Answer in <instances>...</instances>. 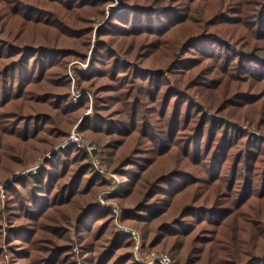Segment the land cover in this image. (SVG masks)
Segmentation results:
<instances>
[{
	"label": "trees",
	"instance_id": "16d2710c",
	"mask_svg": "<svg viewBox=\"0 0 264 264\" xmlns=\"http://www.w3.org/2000/svg\"><path fill=\"white\" fill-rule=\"evenodd\" d=\"M122 1L123 9L106 14L112 0H0V264H77L76 245L91 253L85 261L80 254L82 264H139L134 240L110 232L114 217L96 225L100 211L112 216L110 208L66 207L99 184L85 148H58L36 172L26 171L68 138L90 104L105 101L124 104L128 117L115 121L96 110L76 131L92 137V128L107 129L121 147L135 142L132 153L141 158L133 184L148 181L147 200L125 208L122 220L140 212L148 224L138 226L143 248L168 252L172 264H264L250 253L264 244V135L256 133L264 125V0ZM56 5L77 9L76 26L83 23L87 37L57 20ZM96 20L90 73L77 67L69 75L70 55L86 52ZM54 26L68 36L64 46L58 35L48 37L64 53L61 70L44 60L49 50L31 55L32 41L13 53L25 33ZM100 31L117 32L126 48ZM74 38L83 50L71 46ZM104 72L113 86L92 87L91 75ZM72 88L80 92L76 101ZM115 141L109 137L105 148Z\"/></svg>",
	"mask_w": 264,
	"mask_h": 264
},
{
	"label": "rangeland",
	"instance_id": "374dc122",
	"mask_svg": "<svg viewBox=\"0 0 264 264\" xmlns=\"http://www.w3.org/2000/svg\"><path fill=\"white\" fill-rule=\"evenodd\" d=\"M51 7H53V8L56 7L54 9L55 11L53 10L52 13L54 14V16H56L57 20L60 23H62V22L66 23L67 22L70 25L69 29H72V31L75 32V35L77 37H82V36L84 38H85V36L87 37V35H86L87 32L84 33L85 30H86V27L83 25V23L79 22V25L76 26L77 22L75 21V18H76L75 15H76L77 9L76 10L65 11V10H61L63 8H61L59 5H56L55 7L54 6H51ZM90 7L92 8V5ZM123 8H124V3H123L122 0H112V3L106 4V6L104 8V12L106 14H108L110 10H113V9L120 10V9H123ZM58 12H61V15H62V13L63 14H69V17L62 15L63 16V18H62L59 15H56ZM105 19H106V17H104V19H102V20L104 21ZM72 20H74V23L73 24L69 23ZM102 20H101V22H102ZM98 21L99 20H96V21L93 22V24L91 23L92 24V28L90 27L91 28L90 43H89V46H86L85 47L86 49H84L86 52H83V51H72V54L70 55V58H69L70 59V63L68 65V69H67L68 72H69V75L74 76V71H75V69L77 67H79L85 74L90 73L89 66H91V63H92V48H93L92 42H93V40H96V28L99 26L98 25V23H99ZM89 23H90V21H89ZM71 25H73V26L71 27ZM66 33H67V30L64 29V28H60L59 26L58 27L54 26L52 28H48V29H45V30L42 29V28L41 29H36V30H34L33 33H25V35H23V36H21L19 38V40L21 42L19 44L16 43L18 45L12 47L13 48V53L17 52V49L23 48V45H25V42L32 41V42L29 43L30 44L29 48L31 50H33V52L29 51V53H31V55H36L37 50L41 49V48H44V49H42L44 51L45 50H49L51 53H47L49 57L44 59V60L46 62L48 61L47 63L51 66V70L52 71H59V70H61V68H62V66H63V64L65 62V58L63 57L64 53H62L60 51V49H58L60 47L54 48V47H56L55 45L54 46L49 45L50 43H52V41L48 40V37L49 36L58 35V39L60 40V44L64 46V45H66V43L62 39L68 37ZM99 33H101L102 37H104V38L113 37L114 39H112V40H114V42L117 45L119 44V45L123 46V48H126V44H124L122 42V39H124V38L120 37L117 34V32H116L115 35L114 34H104L103 31H100ZM70 41H72V39L68 40V42H70ZM82 42H84V40H82ZM75 45H76L77 48L82 47V50H83V46H82L83 44H80V42L76 41V39L74 41V44L71 43V46H75ZM14 49L16 50L15 52H14ZM139 52H141V51H139V49H137V48L134 51V53H136V54L139 53ZM49 54H51V55H49ZM78 54H80V55H84L85 54L86 55L85 60L81 61V60L75 59V58H77L76 55H78ZM39 55H41V53H39ZM27 56H28V54H27ZM62 57H63V59H62ZM7 62H10V61H7ZM98 68H100L99 70H103L102 67H98ZM105 73L106 72L101 73V74H92L91 75L92 78H90V75L88 76V78H90L91 81H92V87L95 86L97 88V87H99L101 85H104V84L105 85H109V86H113V85H111V79L109 78V74H105ZM74 87H75V85H74ZM195 90L196 89L193 88L191 92H193ZM101 94H107V93L105 92V93H101ZM110 94H112V93H109V97L111 96ZM95 106H97V108H94ZM96 110H97L98 114H100L101 116L109 117L110 119H113L115 121H119L120 118H127L128 117V116L127 117H122V115L123 116L125 115V112L127 114V110H126L124 104H113L112 101L109 102L108 104H106V101H105V104H90V107L87 109V111L84 112L81 116H79V118L75 122V124L73 126H70V127H73L75 129H77L78 125L81 122V120L83 119V117L85 115H88V114L92 115ZM94 118H96V116H94ZM95 130H96L95 128H92V137L89 135L88 132H83L81 130L80 131L82 132V135L85 138H87V139L91 140L92 142H94L99 148L100 147L102 148V149L100 148V150H101V155H102L101 156V161H102V164L104 166V172H101L99 169L95 168L100 173L98 178H97L99 180V184L92 185V188H90L87 192L80 191L79 193H77V197L73 201V203L70 204V205H67L66 207L71 212H74V211L75 212H80V211H83L85 209L89 210L91 208L92 209H97V210L98 209H109L108 207L106 208V207L100 205L98 203V200H97V197L99 196V194L101 192H106L108 197H109V199L112 202H114L119 208H122V210H123L122 214H121V211H120L119 219L123 223L129 224L132 227L136 228L140 232L141 230H140L139 227H140V225L145 224V222H143V220H140L137 217V215L140 214V212L138 210L135 211V213L137 215H134V219H135L134 221L133 220H126L123 217L125 219V221H126V222H124L122 220V216H123V212H125V208H129L130 206H133L136 203H139L137 201L141 202L143 199L147 200V198H146L147 194L145 193L146 189L144 190V187H147L149 185L148 181L147 180H141L140 182L138 181L137 183L133 184V182L135 180V177H136V170H137V168L135 166V163H134V160H135V158H141L140 157L141 155L139 153H137V152L132 153V150L136 147L134 145V143H135L134 141L129 142V144L125 143L121 147L119 145L120 144L119 141H117V140H119L120 136L114 134L115 132L113 133V135L111 134L110 136H108V134L106 132L107 129H104L103 131H100L97 134H94ZM42 133L46 134L44 132V130H42ZM42 133L40 132V134H42ZM256 133H259V134L263 133V135H264V125L261 126L259 128V130H256ZM109 137L112 140L113 139L116 140L115 141L116 144L114 145V149H112L111 151H110V149L105 148V145H107V143L109 142ZM132 146H133V148L131 149ZM108 153H111L113 155V157H112L111 154L108 155ZM105 157L107 159H109L110 162L109 161L106 162L105 161ZM40 159L38 161H36V164L40 162ZM141 191L144 192L142 197H141ZM124 192H125V195L122 197L121 201H123V200H125V201H124V204L121 205L122 206L121 207L118 204V202L120 200L118 197H121ZM130 193H133V195H131L129 197H126ZM116 197H117V199H116ZM157 203H158L157 200H155V202H152L151 204H153L155 206V204H157ZM139 205H140V203H139ZM136 207H138V204L136 205ZM141 208H142V206H141ZM101 213L102 212L100 211L99 217L97 218L98 219L97 222H96L97 226L98 225L102 226V224H105L107 221H111V217L115 218V214L114 213H111L112 216L110 215V213H108L106 216L104 214H101ZM80 214L81 213H79L77 215V217H79ZM163 218H164L163 216L160 218V224L162 223V219ZM145 220L147 221V219H145ZM136 221H139V222H136ZM147 222H150V221H147ZM76 223H77V220L74 218V220H72V222H71V228H70V230H71V233H70L71 234L70 235L71 236V240H76L77 239V238L74 237L75 236V231H76ZM7 224L8 223H4V226H7ZM145 225L148 226V224H145ZM14 227L16 229H20L18 224H15ZM94 228H98V227H94ZM110 232L112 234L118 233L115 230V228L113 227L112 223H111ZM5 234L6 233L4 232L3 233V241H5V236H6ZM80 240H81L82 247H83L84 244H86V243H84L85 241H84L83 238H80ZM160 240H161V238H158L156 241H160ZM166 246H169V245L168 244H164V245L157 246L156 248H159V249L165 248L166 249ZM3 247L5 249V244H3ZM80 248L81 247H78L77 245L74 247L75 260H76L77 264H82V257L86 256V257H84V261H85L86 258H90L88 256H90L89 254H91L89 252V253H87V255H83L82 254L83 251L79 250ZM250 253L255 258H260V257L264 258V244H261V245L257 246L256 248H254V250H250ZM80 254H82V257H81ZM9 256L10 255L6 252L5 253L6 261L10 260ZM70 260H72V259H70ZM88 261H91V259H89ZM246 264H248V262Z\"/></svg>",
	"mask_w": 264,
	"mask_h": 264
},
{
	"label": "built area",
	"instance_id": "2783aa9c",
	"mask_svg": "<svg viewBox=\"0 0 264 264\" xmlns=\"http://www.w3.org/2000/svg\"><path fill=\"white\" fill-rule=\"evenodd\" d=\"M72 98L76 101L79 96L80 92L76 89L72 88ZM76 144L81 148H85V150L90 155L91 161L93 166L96 169H99L101 172H104V166L101 161V150L100 148L90 140L86 139L82 134L78 133L75 128H73L70 132L68 138L64 139L60 142L57 146H55L52 150L47 152L41 159L40 162L35 164L34 166L27 169V172L34 173L37 169L41 166L45 157H50L51 152L58 149V148H66L70 144ZM23 172L18 173L22 174ZM98 203L104 207L111 208L112 213L115 214L114 218V228L115 230L124 235L130 236L134 240V248L133 254L138 261L139 264H172V258L168 252L161 251V250H146L143 248L142 244V237L140 232L132 227L129 224L123 223L120 219V211L121 209L112 202L106 192H101L97 197Z\"/></svg>",
	"mask_w": 264,
	"mask_h": 264
}]
</instances>
